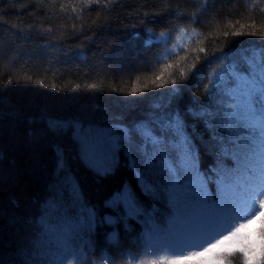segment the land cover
I'll return each instance as SVG.
<instances>
[{"label": "trees", "instance_id": "obj_1", "mask_svg": "<svg viewBox=\"0 0 264 264\" xmlns=\"http://www.w3.org/2000/svg\"><path fill=\"white\" fill-rule=\"evenodd\" d=\"M146 29L151 30L150 36ZM236 31L256 35H231ZM262 32L264 0H100L99 4L96 0H0L2 264H25V252L34 264H48L57 249L55 239L38 237L29 221L38 218L41 205L53 199L60 205L53 223L59 224L60 217L79 216L76 194L97 217L91 237L94 250L85 247L84 264L89 260L96 264H151L160 256L187 255V248L145 251L137 240L144 230L143 216L115 225L100 223L104 217L126 215L122 205H105L125 184L161 226L171 214L167 196L142 194L137 175L128 166L126 150L130 148L143 168L140 137L133 133L131 143H125L118 153V164L102 176L82 157L77 133L83 135L89 128L110 129L116 124L132 128L153 115L179 112L197 151V166L208 172L216 163L219 146L207 121L214 118L216 134L227 141L229 134L221 130V124L228 122L235 106L219 89L206 93L205 85L210 73L223 64L224 54L246 71L240 49L264 48ZM161 33L164 40L158 39ZM149 38L153 43L145 46ZM167 64L173 65L165 72L169 82L155 88L151 82ZM134 86L144 90L132 94ZM172 88L180 90L178 96L168 95ZM154 105L161 106L158 113ZM255 107L259 110L264 105ZM201 108L213 115L199 119L189 111ZM49 120L64 126L50 129ZM233 127L245 151L253 155L260 130L245 129L239 120ZM155 131L160 134L158 128ZM166 135L171 138V133ZM169 156L177 159L171 150ZM224 164L236 166L230 158H225ZM147 178L154 186L167 182L165 176ZM209 188L215 195V185ZM112 232L118 233L116 245L107 244V234ZM37 237L38 248L32 243ZM184 240L183 235L177 236V242ZM102 250L107 251L109 260L103 259Z\"/></svg>", "mask_w": 264, "mask_h": 264}, {"label": "snow or ice", "instance_id": "obj_2", "mask_svg": "<svg viewBox=\"0 0 264 264\" xmlns=\"http://www.w3.org/2000/svg\"><path fill=\"white\" fill-rule=\"evenodd\" d=\"M96 3L99 4L100 0H96ZM146 32L151 35L150 29H146ZM224 35L228 36L230 33L225 32ZM231 35L256 33L236 31ZM260 35L264 36V32ZM164 38V33H161L158 39ZM152 43L153 40L149 38L145 41V46ZM198 51L205 52V49L199 48ZM221 59L224 62L218 70L210 73L205 92L212 93L219 89L230 98L231 105L235 107L231 108L228 122L221 124V130L229 134L227 141L224 136L216 134L217 121L214 118L207 121L212 139L219 146L216 163L210 166L208 172H201L197 166V151L179 112L153 115L137 122L132 128L116 124L110 129L89 128L83 135L77 133L82 157L97 175L102 176L110 174L118 164V153L125 143H131L133 133L142 140L139 151L144 157L143 168L137 164L130 148L126 150L128 166L136 173L142 194L155 197L160 193L167 196L171 214L161 226L153 213L140 205L130 185L125 184L105 205L111 208L122 205L126 215L104 217L100 223L115 225L120 220L126 223L129 217L143 216L144 230L137 240L145 251L189 249L187 255L181 253L171 258L160 256L152 260L151 264H240L241 259L243 264H264V107L259 110L255 107L257 103L264 105V48L240 49V60L246 66V71H242L228 54H224ZM172 67V64L165 65L164 70L155 77L151 82L155 88H161L169 82L164 77L167 69ZM171 83L175 85L176 80L172 79ZM147 87L145 84L144 88ZM143 90L134 86L131 92L135 94ZM179 91L172 88L168 95L178 96ZM160 107L154 105L157 113ZM189 111L199 119L213 115L205 108ZM237 120L243 123L245 129L260 130L255 153L251 156L245 151L246 146L236 138L239 134L233 124ZM48 126L50 129L60 130L64 125L60 121L49 120ZM156 128L160 130V134H157ZM168 133H171V138L166 135ZM169 150L177 154L176 160L170 158ZM225 158L233 160L236 166L226 167ZM153 175L165 176L167 182L154 186L147 178ZM209 185H215V195ZM73 192L76 193L75 187ZM75 201L81 207L80 215L75 218L60 217L59 224L53 223V215L60 208L53 199L41 205L38 218L29 221L37 230L38 237L55 239L57 249L51 254L52 259L48 264H84L87 259L85 247L94 250L91 237L97 225L96 214L92 209L85 208L78 194L75 195ZM85 235L89 239L85 240ZM178 235H183L185 240L177 242ZM38 237L33 240V247H39ZM118 243V233L107 234L108 245ZM102 251L103 259L109 260L107 251ZM23 255L25 264H34L28 259L26 252ZM89 264L96 262L89 260Z\"/></svg>", "mask_w": 264, "mask_h": 264}]
</instances>
